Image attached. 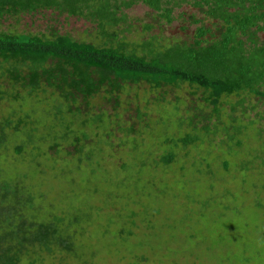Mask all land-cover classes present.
I'll return each mask as SVG.
<instances>
[{"label": "rangeland", "instance_id": "obj_1", "mask_svg": "<svg viewBox=\"0 0 264 264\" xmlns=\"http://www.w3.org/2000/svg\"><path fill=\"white\" fill-rule=\"evenodd\" d=\"M116 13L126 21L109 31L113 39L98 23L56 9L4 18L0 32L69 36L141 55L145 43L157 52L192 44L203 26L208 40L223 34V23L192 4L176 7L171 24L142 2ZM257 38L264 46V32ZM123 86L117 110L105 90L78 110L51 89L37 99L1 87L20 100L0 101V121L29 114L39 130L32 142L29 130L13 138L4 176L23 182L34 222H55L73 242L68 250L29 245L19 264H264V99L226 96L217 114L195 85Z\"/></svg>", "mask_w": 264, "mask_h": 264}, {"label": "trees", "instance_id": "obj_2", "mask_svg": "<svg viewBox=\"0 0 264 264\" xmlns=\"http://www.w3.org/2000/svg\"><path fill=\"white\" fill-rule=\"evenodd\" d=\"M95 2L0 0V20L56 9L61 14L98 23L101 34L113 39L117 36L109 31L125 20V17H117V10L129 9L136 2H142L171 24L175 20L176 7L192 4L208 17L223 23V34L219 39L212 36L208 40L206 36L212 31L203 26L198 29L192 44L175 45L157 52L153 43H145L142 48L146 55H141L137 51H126L124 45L120 48L97 46L75 41L69 36L46 38L0 32V84L14 89L21 87L29 98L37 95V99L39 93L51 89L52 96L58 95L62 102L69 104L77 103L78 110L81 104L86 106L91 103V98L99 97L103 90L104 98L117 110L122 106L119 95L124 83H145L155 90L186 83L195 85L208 93L205 101L215 107L217 114L221 100L226 96L248 94L264 99V46L259 45L257 38L264 32V0H130L120 7H113L112 0L99 7ZM108 26H111L110 30ZM2 85L0 101L20 100V95H9ZM44 101H38V104ZM70 112L74 113V108ZM8 119L0 121V264H19L24 248L29 245L48 251L52 245H59L68 250L73 247V242L72 236L64 234L55 222H34L31 218L33 199L25 197V190L20 188L23 182L4 176L1 159L5 158L13 138L22 130H29L26 134L32 142L34 136L31 133L39 131L36 118L29 114L16 124ZM186 141V145L191 142ZM76 142L77 149L81 140L76 139ZM21 145L15 146V152L20 156L26 148ZM10 214L13 219L8 217ZM34 229L39 234L36 235Z\"/></svg>", "mask_w": 264, "mask_h": 264}]
</instances>
